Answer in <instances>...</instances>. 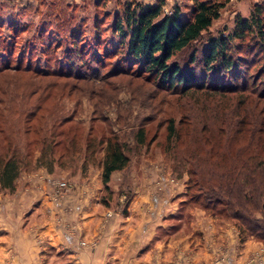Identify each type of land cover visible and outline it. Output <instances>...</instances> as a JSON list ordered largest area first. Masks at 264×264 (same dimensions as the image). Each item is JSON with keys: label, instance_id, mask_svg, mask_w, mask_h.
Segmentation results:
<instances>
[{"label": "rangeland", "instance_id": "rangeland-1", "mask_svg": "<svg viewBox=\"0 0 264 264\" xmlns=\"http://www.w3.org/2000/svg\"><path fill=\"white\" fill-rule=\"evenodd\" d=\"M157 1L164 2L166 14H172L177 5L189 14L192 6L188 0H0V68L8 64L13 69L32 66L47 72L66 71L73 58L76 68L85 65L91 79L57 80L13 70L0 74V86L5 90H0V162L17 155L23 165L15 190L26 185L47 188L54 200L85 185L101 186L105 207L125 206V216H129L134 205H153V198H159L161 205L175 206L176 222H181L176 228L178 236H190L196 242L203 238L207 243L238 236L240 246L255 240L260 249L250 259L264 264V241L253 237L244 240L236 221L205 207L208 200L203 176L209 177V170L230 160L224 149L228 143L218 133H210L208 127L220 125L219 113L237 107L240 95L184 96L161 91L154 77L146 74L138 78V66L128 61L123 51L116 54L121 37L116 34L115 21L122 20L127 6L133 9L135 2L148 5ZM218 1L226 2L220 19L173 59L183 70L195 68L199 84L205 73L202 53L208 40L228 36L239 17L251 18L255 6L264 4V0ZM255 37H249L235 54V59L245 60L238 80L230 75L225 84L242 86L246 81L249 86L257 83L259 92L264 91L263 61ZM77 50L83 52L82 60L76 57ZM106 54L110 55L105 58ZM118 70L122 71L119 75ZM212 75L208 81L214 83ZM50 82L56 86L49 88L47 97L30 96L37 88L45 90ZM172 121L176 135L169 139ZM109 140L123 147L130 164L104 185L103 162ZM241 143L242 138L235 142ZM52 145L55 161L49 167ZM41 170L45 174L36 175ZM61 183L67 185L64 192L60 191ZM9 192L0 186V195ZM112 215L108 213V217ZM213 264H228L226 252Z\"/></svg>", "mask_w": 264, "mask_h": 264}, {"label": "trees", "instance_id": "trees-1", "mask_svg": "<svg viewBox=\"0 0 264 264\" xmlns=\"http://www.w3.org/2000/svg\"><path fill=\"white\" fill-rule=\"evenodd\" d=\"M188 1L192 3V6L188 7L189 14H184L179 5L172 14H166L163 1L148 5L135 2L133 9L127 6L124 18L115 21L116 34L121 37L116 54L123 51L127 60L134 61L138 66V78L146 74L154 77L161 91L180 92L184 96L195 93L213 94L216 97L240 95L237 107L231 106L225 112L219 113L220 125L208 127L210 133H218L219 137L228 143L224 144V149H227L226 155L230 160L217 164L216 169L214 167L209 170V177L203 176L205 182L203 187L208 200L205 207L217 215L236 221L244 240L253 237L264 241V91L259 92L257 83L249 86V82L246 81L242 86L225 84L230 75L234 76V81L238 80L237 76L245 60L240 57L235 59V54L251 36L259 39L256 45L263 61L261 72L264 77V4L255 6L251 18L239 17L235 28L228 36L222 35L208 40L202 53L205 73L199 84L195 68L183 70L178 63L173 62V59L210 30L214 22L220 19L226 2ZM75 55L82 60L84 54L77 50ZM108 55L110 54H106L105 58ZM72 61L66 71L62 69L47 72L34 69L32 66L24 68L20 65L13 69L7 64L0 68V74L13 70L18 74H30L35 77L50 75L57 80L90 82L88 71L85 72L84 69L85 65L76 68V61L73 58ZM191 61L195 64L196 58H191ZM97 63L101 68L103 62L98 60ZM117 73L119 75L122 71L118 70ZM210 73H213L214 83L208 81ZM215 75L218 76L217 79ZM48 86L42 91L39 88L35 89L30 96L47 97L49 88L56 86V82H50ZM1 89L2 92L5 91L0 86ZM175 135V123L172 121L168 126V138L171 139ZM140 137L143 142V131L140 132ZM241 138L243 143L235 144ZM107 144L102 174L104 185L110 183L114 173L125 170L130 164V158L119 143L109 140ZM230 146L232 150H229ZM49 149L50 163L47 166L52 167L55 161V148L52 145ZM43 159V156L38 158V162L43 163ZM22 165V159L15 154L1 160L0 186L3 190L16 189ZM120 206H116L119 208L118 211L126 215V207Z\"/></svg>", "mask_w": 264, "mask_h": 264}, {"label": "crops", "instance_id": "crops-1", "mask_svg": "<svg viewBox=\"0 0 264 264\" xmlns=\"http://www.w3.org/2000/svg\"><path fill=\"white\" fill-rule=\"evenodd\" d=\"M102 193L90 184L54 200L47 188L26 185L0 195V264H213L224 251L228 264H254L255 240L196 242L178 236L175 206L153 198L125 216L105 207Z\"/></svg>", "mask_w": 264, "mask_h": 264}, {"label": "built area", "instance_id": "built-area-1", "mask_svg": "<svg viewBox=\"0 0 264 264\" xmlns=\"http://www.w3.org/2000/svg\"><path fill=\"white\" fill-rule=\"evenodd\" d=\"M59 186L60 191L64 192L65 190H67V185L65 183H61Z\"/></svg>", "mask_w": 264, "mask_h": 264}]
</instances>
